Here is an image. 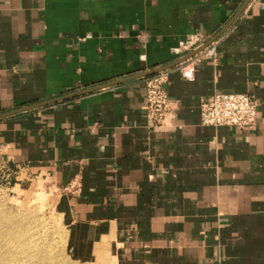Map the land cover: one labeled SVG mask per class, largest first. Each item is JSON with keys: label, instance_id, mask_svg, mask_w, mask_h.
<instances>
[{"label": "crops", "instance_id": "1", "mask_svg": "<svg viewBox=\"0 0 264 264\" xmlns=\"http://www.w3.org/2000/svg\"><path fill=\"white\" fill-rule=\"evenodd\" d=\"M193 33L214 56L174 65ZM217 92L253 95L255 125H202ZM60 97L0 117V173L52 191L74 258L264 264V0H0V115Z\"/></svg>", "mask_w": 264, "mask_h": 264}, {"label": "rangeland", "instance_id": "2", "mask_svg": "<svg viewBox=\"0 0 264 264\" xmlns=\"http://www.w3.org/2000/svg\"><path fill=\"white\" fill-rule=\"evenodd\" d=\"M13 170L0 173V264H101L71 255L52 191Z\"/></svg>", "mask_w": 264, "mask_h": 264}, {"label": "built area", "instance_id": "3", "mask_svg": "<svg viewBox=\"0 0 264 264\" xmlns=\"http://www.w3.org/2000/svg\"><path fill=\"white\" fill-rule=\"evenodd\" d=\"M200 48L202 49L198 53L206 57L215 54L213 42L208 43L207 37L199 33L190 34L178 42L180 55ZM166 81L165 71H159L144 80L147 115L159 128L165 126L171 114V102L165 90ZM256 109L257 101L251 94L217 92L213 93L210 99L201 102L200 121L202 125L248 128L256 123Z\"/></svg>", "mask_w": 264, "mask_h": 264}, {"label": "water", "instance_id": "4", "mask_svg": "<svg viewBox=\"0 0 264 264\" xmlns=\"http://www.w3.org/2000/svg\"><path fill=\"white\" fill-rule=\"evenodd\" d=\"M212 41H213V40H212ZM208 43H210V42H208ZM201 49H202V48L197 49V50H195V51H192V52L189 53L188 55H186V56L182 57L180 60H178L174 65H176V64H178V63H180V62L186 60L187 58H189V57H191V56H193L194 54L198 53ZM163 69H165V68H163ZM163 69H157V70H154V71H152V72L146 74V76H147V75H152V74H154V73H157V72H159V71H161V70H163ZM64 98H66V97H60V98H58V99H54V100H52V101L43 102V103H38V104H35V105H32V106L26 107V108H24V109H19V110H17V111H12V112H9V113L2 114V115H0V117H2V116H7V115H9V114H14V113L19 112V111H22V110H27V109H31V108H34V107L43 106V105H46V104H48V103H52V102H56V101H59V100H63Z\"/></svg>", "mask_w": 264, "mask_h": 264}]
</instances>
